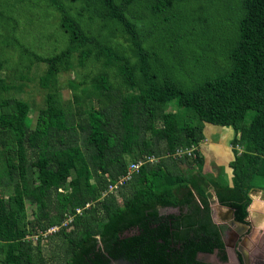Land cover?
<instances>
[{"label": "trees", "instance_id": "1", "mask_svg": "<svg viewBox=\"0 0 264 264\" xmlns=\"http://www.w3.org/2000/svg\"><path fill=\"white\" fill-rule=\"evenodd\" d=\"M39 1L56 12L64 42L46 55L17 38L14 10L0 7V28L10 29L0 32V70L5 48L16 47V68L21 59L45 64L46 90L32 124L31 105L7 95L0 77V169L11 190L0 195V264H49L40 233L52 226H60L45 236L52 264H210L196 254L214 250L225 262L209 189L239 221L250 193L264 191V0ZM75 59L85 71L67 80L73 110L58 76ZM203 123L234 129L230 182L203 172ZM139 160L118 196L109 191Z\"/></svg>", "mask_w": 264, "mask_h": 264}, {"label": "rangeland", "instance_id": "2", "mask_svg": "<svg viewBox=\"0 0 264 264\" xmlns=\"http://www.w3.org/2000/svg\"><path fill=\"white\" fill-rule=\"evenodd\" d=\"M25 1L28 4H25ZM38 0H24L21 4L14 0H2L0 7H6L7 9L10 7L14 11L11 12L16 18L18 22L17 33L16 36L19 40L25 42L27 46L32 47V49L41 54L46 55L50 53V51L55 48L59 50L62 45V36L57 31V14L49 8H44L42 1L37 2ZM32 3V5H30ZM1 9V8H0ZM0 32L6 34L10 32V29L4 28V25L0 28ZM56 33V34H54ZM54 34V35H53ZM122 40V42L126 45L127 40L121 34L115 35V37ZM16 47H7L5 48V56L8 58L7 66H4L2 70H0V77H5L6 82L11 85L12 88L9 89L7 95H12L16 98H22L27 101L31 105L30 116L34 123L35 117L39 108L44 106L45 103V94L46 90L42 89L38 84V78L43 72L45 68V64L41 62H28L25 59H21L22 65L15 67V64H18L20 61L19 53ZM74 68L71 70L63 71L59 74V92L62 97L64 103L71 105L72 109H75L74 104L68 103V100L71 96V90L67 83L69 79H80L82 72L85 71L84 68L80 67L77 60H73ZM84 69V70H83ZM89 69V68H87ZM20 75H25L24 78H21ZM168 109L171 111L177 110V106L175 101H172L168 105ZM208 123H203V128ZM214 128H220L221 130H228V132H234V129L231 126H220L210 124ZM202 128V129H203ZM205 130V129H204ZM229 140V136L225 135L221 138L223 143H227ZM234 153L229 149V147L220 148L219 153L210 161V164L215 165L214 159L218 162V169L220 170V174H218L219 179L224 182H230L232 177V169L229 166L230 161L233 159ZM196 171V170H195ZM207 175L211 176L212 171L206 170L204 171ZM214 175V174H213ZM5 174L0 169V195H3L5 198L11 193L10 187H6L9 183L4 177ZM214 177H217L216 175ZM264 187V181L261 183ZM114 194L118 196L117 189L113 190ZM252 201L250 205L253 203L254 199H264V191L260 189H255L250 193ZM212 200L211 202H214ZM55 203L54 200H51V204ZM249 205V206H250ZM27 208V218L31 219L33 216V211L35 209L34 206H31L28 202L26 204ZM50 214L54 213V209H48ZM174 208H159L160 213L167 212H175ZM40 234H43L41 232ZM47 236H50L53 233H47ZM38 235H34L32 238L33 242H37ZM43 236V235H42ZM46 236V237H47ZM43 237L41 242V250L44 258L49 261V264H52L51 258V248L47 243V238ZM55 261V260H54ZM55 264H60L57 261Z\"/></svg>", "mask_w": 264, "mask_h": 264}, {"label": "flooded vegetation", "instance_id": "3", "mask_svg": "<svg viewBox=\"0 0 264 264\" xmlns=\"http://www.w3.org/2000/svg\"><path fill=\"white\" fill-rule=\"evenodd\" d=\"M168 208H172V207H168ZM174 209L176 210L175 212H167V213L159 212V213L160 214L178 213V208H174ZM212 209H211V219L214 224L221 227L220 228L221 238L224 242L225 251L227 250V248L228 249L231 248L234 253L235 262L231 264H264V237L258 242L254 241V243L251 244V247H247V242L250 241V233L252 231L251 222L249 220L248 215L245 217L244 221L237 220L233 215L234 220L228 219L226 222L217 223L215 222L212 216V212L215 213L216 211L214 209L212 211ZM133 234L139 235L140 231L135 228L131 230V232L129 231L125 232L123 238L126 236H131ZM213 254L217 256V251L216 250L213 251ZM206 256H207L206 254L198 252L196 254V259L202 263L213 264L212 262H207L204 259ZM227 259H228V254H227ZM238 259L240 263L238 262Z\"/></svg>", "mask_w": 264, "mask_h": 264}, {"label": "water", "instance_id": "4", "mask_svg": "<svg viewBox=\"0 0 264 264\" xmlns=\"http://www.w3.org/2000/svg\"><path fill=\"white\" fill-rule=\"evenodd\" d=\"M217 205L221 207L223 206L218 203ZM225 208L227 210L226 213L212 214L215 222L223 223V222H226L228 219L234 220L233 208L227 207V206H225ZM248 217L251 222L252 231L250 233V241L247 242V247H251V244H253L254 241L258 242L264 237V199L251 206H248ZM226 252L228 254V259L226 262L220 261L219 258L213 254V252L212 253L201 252V253L206 254L207 256L204 259L207 262H212L213 264H231L235 262V256H234L232 249L227 248ZM238 262L240 263L239 259H238ZM106 264H141V263L137 260L132 261V260H128L122 257H118V258L110 257V259L108 260Z\"/></svg>", "mask_w": 264, "mask_h": 264}, {"label": "crops", "instance_id": "5", "mask_svg": "<svg viewBox=\"0 0 264 264\" xmlns=\"http://www.w3.org/2000/svg\"><path fill=\"white\" fill-rule=\"evenodd\" d=\"M205 129V130H204ZM221 130L220 128H214L213 126H210L209 123L203 128V139L198 143L197 150L203 158V170L206 171L207 169L212 171L214 175L220 174V170L218 169V162L216 159H214L215 165L210 164L211 159H213L220 151V148L222 147H229L231 151L234 153V148L231 146L232 139L234 137V132L230 133L228 130ZM225 135L229 136V140L227 143H223L221 141V138ZM211 192V198H210V210L213 208L216 212L212 214H223L226 213L227 210L225 206H218L217 199L214 194V190L211 187L209 189ZM212 200H215L214 202H211ZM260 199H254L253 204L259 202ZM219 204V203H218ZM250 205V206H251ZM212 209V211H213Z\"/></svg>", "mask_w": 264, "mask_h": 264}, {"label": "built area", "instance_id": "6", "mask_svg": "<svg viewBox=\"0 0 264 264\" xmlns=\"http://www.w3.org/2000/svg\"><path fill=\"white\" fill-rule=\"evenodd\" d=\"M194 149H196L195 146H193V147H191V148H188V149H184V150H183V149H177V150L175 151L174 156H175V155H176V156H181V155H183V154H187V155L191 156V155H192V152H193ZM153 159H154V158L151 157V161H152ZM143 162H144V161L139 160V161H137V162H132V163H130V164L128 165L126 175L123 176V177H121L117 182H115V183H113V184H109V186H108V190H109V191H113V190L117 189L118 186H119L120 184H122V182H123L125 179H129V178L131 177V174H133L134 172L138 171L139 167L141 166V164H142ZM79 211H80V209H77V212H79ZM65 223H66V222H64L63 224H65ZM59 227H60V226H52V227H50L48 230H46L45 232H43L42 235L45 237V236L47 235V233H54V232H56V231L58 230Z\"/></svg>", "mask_w": 264, "mask_h": 264}]
</instances>
